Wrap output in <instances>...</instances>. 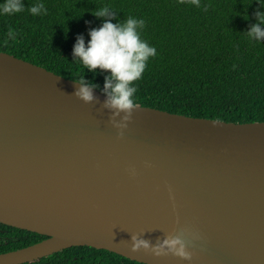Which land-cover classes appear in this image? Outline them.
<instances>
[{
  "label": "water",
  "instance_id": "95a60500",
  "mask_svg": "<svg viewBox=\"0 0 264 264\" xmlns=\"http://www.w3.org/2000/svg\"><path fill=\"white\" fill-rule=\"evenodd\" d=\"M79 86L0 51V223L45 236L0 264L73 246L142 264H264V121L134 104L124 120ZM178 234L188 259L130 249L132 235L151 247Z\"/></svg>",
  "mask_w": 264,
  "mask_h": 264
},
{
  "label": "trees",
  "instance_id": "16d2710c",
  "mask_svg": "<svg viewBox=\"0 0 264 264\" xmlns=\"http://www.w3.org/2000/svg\"><path fill=\"white\" fill-rule=\"evenodd\" d=\"M4 0H0L2 4ZM18 12H0V51L74 81L103 88L106 70H87L72 56L77 35L107 17L90 11L109 6L115 19L144 20L141 39L156 49L138 80L134 105L233 123L264 121V40L247 28L264 0H22ZM42 3L46 11L28 9ZM247 17H246V15ZM246 19H244V18ZM13 37H9L8 28ZM264 27V25H262ZM67 30V32H65ZM44 236L0 223V253ZM24 264H142L102 249L73 246Z\"/></svg>",
  "mask_w": 264,
  "mask_h": 264
},
{
  "label": "clouds",
  "instance_id": "9594fccd",
  "mask_svg": "<svg viewBox=\"0 0 264 264\" xmlns=\"http://www.w3.org/2000/svg\"><path fill=\"white\" fill-rule=\"evenodd\" d=\"M199 7V0H192ZM25 5L22 0H4L0 4V12L12 14L21 11ZM32 14L46 11L42 3H35L28 9ZM96 17L103 19L98 27L88 29V40L83 35H77L72 47V56L78 58L87 70L95 74L96 69L106 70L103 88L106 90L105 106L122 110L124 120H128L134 104L133 94L136 89L133 81L138 80L145 68L149 57L156 55V49L146 40L141 39L140 29L144 26L142 18L127 16L124 20L112 22L116 12L109 6H102L90 11ZM246 15V14H245ZM255 22L246 30L249 38L256 41L264 40V4L254 13ZM247 17V15H246ZM244 18V17H243ZM246 19V18H244ZM67 32V30L65 31ZM9 37L14 36L12 28H8ZM79 87L74 94L84 102L94 99L91 88L84 83L83 77L78 81ZM115 114V113H114ZM131 250L143 248L150 250L153 255L171 253L183 259H188L190 253L185 249V240L182 235L166 236L159 244L149 246V242L131 236Z\"/></svg>",
  "mask_w": 264,
  "mask_h": 264
},
{
  "label": "flooded vegetation",
  "instance_id": "af4514ba",
  "mask_svg": "<svg viewBox=\"0 0 264 264\" xmlns=\"http://www.w3.org/2000/svg\"><path fill=\"white\" fill-rule=\"evenodd\" d=\"M41 236H42V235H41ZM43 238H45V236H44Z\"/></svg>",
  "mask_w": 264,
  "mask_h": 264
}]
</instances>
